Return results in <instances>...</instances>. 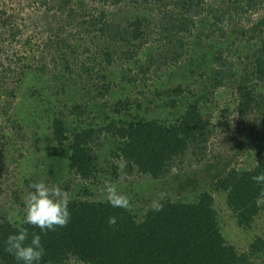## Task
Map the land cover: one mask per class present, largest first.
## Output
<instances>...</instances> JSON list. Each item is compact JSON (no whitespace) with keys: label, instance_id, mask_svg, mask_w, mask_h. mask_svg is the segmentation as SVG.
I'll use <instances>...</instances> for the list:
<instances>
[{"label":"rangeland","instance_id":"rangeland-1","mask_svg":"<svg viewBox=\"0 0 264 264\" xmlns=\"http://www.w3.org/2000/svg\"><path fill=\"white\" fill-rule=\"evenodd\" d=\"M77 2L79 11L86 17H91L97 9H105L114 17L124 19V24L127 19L143 16L146 9L145 17L153 23L149 32L152 38H146L150 41L148 43L132 46L138 52L134 58L127 60L115 54L110 63L102 52L106 51L107 42L100 30H95L92 35L75 36L72 42L80 45L64 55L57 49V34L77 29L74 26L65 28V15L57 9L58 0H0V220L15 213V220L23 221V198L33 191L29 187L33 182L59 185L69 193L70 200L97 201L105 200L101 189L112 183L130 198V209L142 214L161 191L176 201H194L229 169L249 166L254 157L250 145L255 144L256 130L261 127L262 119H257L255 114L241 116L236 111L239 100L236 89L222 85L213 87L209 83L210 69L202 61L207 44L214 48L219 44L225 55L241 65L259 43L257 30L253 32L251 28L260 20L259 17H264V7L259 12H237L232 18L226 15V20L216 22V26V19L210 13H204L184 38L188 54L185 52L175 64L161 67L158 62L150 66L149 61L159 50V44L153 41L160 37V27L156 23L160 22L163 10L151 9L150 5H146L147 8L143 6L144 9L134 8L125 2L117 6L104 4L103 0ZM244 2L246 0L241 4L245 10ZM205 3L208 7L215 6V9L221 6L233 8L229 0H205ZM171 9L180 16L178 9L174 6ZM218 27L223 30H218ZM247 29L249 32L245 33ZM213 31V40H206L207 34L212 35ZM93 39L99 43L98 47L91 43ZM179 81L186 85L190 82L194 94L189 99L182 100L183 96L171 92V87ZM256 88V93L264 95V81L258 80ZM157 89L162 92L168 89L170 94L160 98L156 95V101L149 102V110L153 113L150 118H167L168 122H174L178 111L185 110L199 99L201 111L214 130L204 151L206 155L200 156L203 151L189 152L182 161L179 159L174 163L166 177L160 179L137 171L128 174L125 168L121 170L119 167L122 161L110 156L113 148L118 147L119 139L108 130L96 135L99 138L93 143V155L100 162L97 177L84 180L78 176L69 166L70 141L62 148L57 145L53 139L51 119L59 116L70 138L78 131L93 135L92 128L96 130L107 125L112 117H116V125H122L126 118H131L130 113L136 111L135 106L113 111L116 101L126 96L121 95L122 90L131 94L134 100L135 96L139 99L154 97ZM175 95L178 96L176 106H163L162 101H170ZM76 105H82L86 111L76 112ZM106 116L112 117L107 120ZM221 121L224 122L220 125ZM214 198L226 237L240 250H246L253 238L264 232V211L259 225L246 232L235 224L225 204V194L214 193ZM68 264L74 263L71 260ZM255 264L263 262L256 261Z\"/></svg>","mask_w":264,"mask_h":264},{"label":"trees","instance_id":"trees-1","mask_svg":"<svg viewBox=\"0 0 264 264\" xmlns=\"http://www.w3.org/2000/svg\"><path fill=\"white\" fill-rule=\"evenodd\" d=\"M242 1L229 0L232 10L223 6L220 9H215L213 5L208 7L205 0H103V3L117 6L125 2L134 8L150 5L151 9L163 10L160 22L156 23L160 27V37L153 41L159 44V50L149 61L150 66L158 62L163 67L180 61L185 52L188 54L189 50L184 48V38L192 32L198 17L204 13H210L216 23L225 21L226 15L232 18L237 12H259L264 7V0H246L244 10ZM76 4L77 0H58L57 9L65 15V28L74 26L77 29L63 30L66 33L57 34V49L62 54L78 48L80 44L72 42L75 36L84 33L92 35L95 30H100L107 42L106 51L102 52L110 63L115 54L127 60L134 58L138 52L133 47L148 43L150 41L147 39L152 38L149 32L153 23L149 22V17H145L146 9L143 16L127 19L124 24V19L114 17L105 9H97L91 17H86L79 11V4ZM172 6L178 9L180 16L171 9ZM259 18L251 28L253 32L257 30L259 43L246 55L241 65L231 56L225 55L219 44L215 48L207 44V52L202 61L210 69L209 83L213 87L222 85L236 89L239 96L236 111L241 116L255 114L258 115L257 119H262L261 127L256 130L258 136L254 140L255 144L250 145L254 157L248 167L229 169L194 201H176L167 197L161 201L164 207L160 212L148 210L150 204L142 214H136L131 209L126 211L114 208L106 200L73 198L68 205L71 220L67 227L49 231L46 235L39 228L23 224V221L15 220L10 224L5 216L0 220V264H17L14 257L4 251V242L9 235L16 234L19 227L28 229L29 242L31 233L41 235L45 255L40 264H68L71 260L74 264H255L256 261L264 264V232L257 234L246 250H240L223 232L214 198V193L225 194V204L239 228L249 232L259 225L264 206L257 207L255 200L264 186L252 180L253 176L264 172V95L256 93V82L264 81V17ZM218 30L223 28L218 27ZM247 30L245 33L249 32ZM214 35L215 31L212 35L207 34L206 40H211ZM91 43L96 47L99 45L94 39ZM244 63L245 66H242ZM66 67L70 68L67 62ZM171 92L183 96L182 100L194 94L190 82L186 85L182 81L171 87ZM122 94L126 95L125 98L116 101V105L112 106L113 111L136 107V111L130 113L131 118H126L122 125H116V117H112L116 115L106 116L107 120L112 117V121L97 131L92 128L93 135L78 131L70 138L64 121L59 116L51 119L53 139L61 148L70 141L69 166L82 179L97 177L100 162L93 155V143L99 138L96 135L108 130L119 139L118 147L113 148L110 156L122 162L127 161L124 170L128 174L137 171L160 179L166 177L174 163L179 159L182 161L189 152L203 151L200 156L206 155L204 151L214 130L210 127V120L201 111L199 99L185 110L178 111L179 115L174 122H168L167 118H150L153 113L149 110V102L156 101V95L159 98L168 96L170 90L162 92L157 89L154 97L144 96L139 99L135 96L134 100L131 94L123 90ZM178 96L171 97L170 101H162L163 106H176ZM81 106L76 105L75 111H86ZM105 134L108 135L107 132ZM178 134H182L183 139H179ZM1 176L0 167V179ZM110 216L117 218V224L113 227L107 223Z\"/></svg>","mask_w":264,"mask_h":264},{"label":"clouds","instance_id":"clouds-1","mask_svg":"<svg viewBox=\"0 0 264 264\" xmlns=\"http://www.w3.org/2000/svg\"><path fill=\"white\" fill-rule=\"evenodd\" d=\"M179 139H183L182 134H178ZM127 161L120 163V169L127 166ZM193 167H196L193 164ZM255 184L264 186V172L252 177ZM33 191H29L23 198L24 216L23 224L30 225L33 228H39L40 232L47 234L49 231H55L57 228L67 227L71 220V213L68 205L70 195L59 185L49 186L44 181L33 182L29 185ZM105 200L114 208L129 210L131 208L130 198L122 194L117 186L107 183L101 189ZM167 199V193L161 191L157 194L148 206V210L153 212L163 211V203ZM257 207L264 206V187L255 200ZM8 223L15 222V213H10L6 217ZM109 227L117 224V218L110 216L107 221ZM29 231L25 227H19L16 234L9 235L5 240L4 251L14 257L17 264H40L45 249L41 241V235L35 232L31 233L29 242Z\"/></svg>","mask_w":264,"mask_h":264}]
</instances>
